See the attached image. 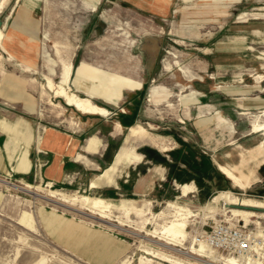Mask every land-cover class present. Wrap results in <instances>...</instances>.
Segmentation results:
<instances>
[{
    "label": "rangeland",
    "instance_id": "obj_1",
    "mask_svg": "<svg viewBox=\"0 0 264 264\" xmlns=\"http://www.w3.org/2000/svg\"><path fill=\"white\" fill-rule=\"evenodd\" d=\"M83 1H6L0 20L10 34L6 38L10 42L8 50L26 54L27 50L21 47L33 44L34 48H30L36 52L32 57L37 62V73L24 71L17 59L10 58L0 47V116L9 120L24 117L30 121L35 135L48 126L78 129L81 119H91L66 105L46 86L44 75H50L54 68L52 76L59 82L67 62L73 61L74 74L86 59L141 78L145 96L141 99L138 121L120 135L124 142L129 131L127 143L141 158L139 163L127 167L119 179L135 185L137 193L129 186V191L119 195H101L86 184L75 186L69 182L71 178L64 185L46 184L38 167L27 177L12 170L0 172V178L6 181L0 182V264H214L211 258L189 252L193 237L201 238L214 222L232 220L253 232L264 233V209L258 210L259 215L246 224L220 203L215 212L206 208L221 190L264 202V152L256 150L264 135L252 132L250 125L252 114L264 108V81L257 77L264 75V0H242L227 8L214 0H171L162 10L154 0H101L96 10ZM19 41H24V45ZM47 52L56 60L55 65L47 60ZM184 66L203 79L188 80L182 74ZM9 79L20 87L10 85ZM259 79L261 82L256 81ZM154 83L173 92L170 101L157 106L149 103L148 90ZM177 83L190 86L181 90ZM41 84L45 86L42 88ZM192 88L199 91L197 100L186 104L180 96L190 93ZM124 99L132 102L127 95ZM92 100L106 108L107 103H119L110 90ZM216 109L228 123L214 118L199 121L201 116L211 117ZM261 113L258 115L263 116ZM93 116L92 121L102 118L107 129L117 119L112 113ZM103 133L99 135L102 137ZM0 138L4 143L5 134H0ZM35 143L33 139L31 145ZM175 151L177 157L172 154ZM242 152L248 160L243 170L254 171L258 176L244 189L233 186L216 163L238 165ZM126 153L123 150L118 154L112 170L123 162ZM184 159L194 167L197 162L206 161L199 168L202 173L191 169ZM181 170L188 173L178 180L175 176ZM105 176L111 180L108 172ZM21 181L32 183L31 191L37 189L42 195L53 189L68 195L89 194L108 199L115 203L111 219L91 214L78 203L71 205L57 198L35 196L12 186L27 187ZM182 183L194 186L187 196L179 188ZM125 198L134 199L141 212L133 210L127 214L118 208L116 205ZM170 202L185 205L195 213L189 218L187 240L177 245L148 234L174 218L175 207ZM24 210L30 211L31 217L21 221L19 216ZM55 214L60 218L56 219ZM118 219L125 224L120 226ZM208 253L229 256L211 247ZM241 260L243 263L244 259Z\"/></svg>",
    "mask_w": 264,
    "mask_h": 264
},
{
    "label": "crops",
    "instance_id": "obj_2",
    "mask_svg": "<svg viewBox=\"0 0 264 264\" xmlns=\"http://www.w3.org/2000/svg\"><path fill=\"white\" fill-rule=\"evenodd\" d=\"M136 1L142 3L148 2L149 0ZM154 1L156 7L159 10H162L163 7L165 8V4H168L171 0ZM214 1L222 4V7L227 8L232 3L240 2L242 0ZM100 2L101 0H99L98 6ZM246 21L247 19L242 20V22ZM255 32H259V30H255ZM18 43L24 45V41H19ZM21 48L27 50L28 53L15 52L17 59V62H15L22 67L24 71L37 73V62H35L32 57V53L36 52L31 51L30 46H26V44ZM28 49H30V51ZM70 57L72 58V55H70ZM73 64L72 61V65ZM184 70L186 72H183L182 74L188 80L203 79L202 76H196L185 66ZM50 75L54 74L51 72ZM256 81L261 82L264 80ZM8 83L15 88L20 87L19 83L14 80L9 79ZM71 83L76 88L75 91L77 93L82 92L85 96H90L93 99L103 96L108 90L113 91V94L117 97V102L119 103L112 104L106 102L107 108L111 111L110 113L115 114L117 118L116 121H114L113 126L107 129V126L103 124L104 121L102 118L93 121L91 120L93 115H98L99 117L101 116L100 114H84L91 116V119L89 117L83 120L81 119L78 129L48 126L44 127L43 131L35 135L30 121L24 117L20 116L16 120H9L4 117L7 120V124L6 126H0V134H5L6 139L4 143H2L3 141L1 142L0 138V172L10 173L12 170L15 174L27 177L32 174L34 170L37 172L36 163L41 162V167H38L41 177L45 181H49L48 184L50 185V182L64 185L66 184L67 179L71 178L72 180L69 182L73 183L75 186L86 184L88 189H95L101 195H119L121 192L129 191L131 188L129 190L128 188L131 185H128L126 182H122L119 179L127 167L131 166L133 163H139L141 161V158H139L140 155L135 153L137 155L135 158L126 153V158L123 159V162L118 163L113 170L112 167L121 151L126 150L133 153L132 149H130L131 147H129L127 143V139H129V131L124 142L120 135L123 134L125 129L138 121L141 99L145 96L143 90L144 81L131 74L122 73L118 69H107L101 65L83 59L81 67L77 73L74 74L72 68L70 84ZM177 84L181 86V90L190 86L189 84ZM15 85L18 86L16 87ZM110 87H113L112 90ZM124 91L131 92H127L126 94ZM148 91L150 94L149 103L155 106L170 101V98L173 96V92L169 88L159 83L152 84ZM193 92L194 94L187 98L186 104L192 100H197L196 94H198L199 91L192 88L190 93ZM126 95L128 98H131L133 103L127 102L124 99ZM50 102L54 104L52 100H50ZM58 106L63 108L61 103H59ZM29 110L34 111V108L29 106ZM262 110H264V108L260 111ZM243 113H248V111H244ZM258 113L252 114L250 123L252 132H255L253 129V122L256 119L262 120L263 117L258 115ZM93 117V119H97V117ZM213 118L219 123H228V119L218 109L214 111V114L211 117L202 118L201 116L199 121L206 122ZM116 130L117 133L115 134ZM258 132H262L264 135V130ZM100 133H103L102 137L100 136ZM94 138H96L97 141L94 145L90 146V141ZM33 139L36 142L34 146L31 145ZM256 150L260 153L264 152V138L260 141ZM240 156L241 160L238 165H224L230 167L236 174L249 180L248 187L258 179V176L254 171L245 172L243 170V167L247 164L248 160L245 157V153H240ZM216 163L218 167L219 164H222L220 162ZM261 163H264V158ZM97 170L101 171L96 173L95 171ZM106 172L111 175V180L109 181L105 176ZM127 175L128 172L126 173V176ZM251 176L254 179L251 180ZM96 181L98 184H96ZM21 182L26 185H32L30 182ZM92 182H94L95 187H91ZM233 186H236L234 182ZM131 187H133L134 193H137L135 185H132Z\"/></svg>",
    "mask_w": 264,
    "mask_h": 264
},
{
    "label": "bare ground",
    "instance_id": "obj_3",
    "mask_svg": "<svg viewBox=\"0 0 264 264\" xmlns=\"http://www.w3.org/2000/svg\"><path fill=\"white\" fill-rule=\"evenodd\" d=\"M6 1L8 0H0V13L2 12V9ZM98 2L99 0H94L92 3H87V2L85 3L88 4L90 7H92V9L96 10L98 6ZM9 35H10L9 32L6 31V24L4 25L2 24L0 26V47L6 50V54H8L10 58L16 59L15 52H11L10 50H8V45L10 44V42L6 41V38H8ZM30 46L34 48L33 44H30ZM45 56L52 65L56 64V60L53 57H51V54L49 52H47ZM177 66L180 69L179 67L180 65L177 64ZM72 68H73V65L71 62H67L64 64V69L62 71V76L59 82H55L52 75L45 74L44 77L47 80L46 86L50 90H53L57 97L62 98L64 102L66 103V105L73 106L77 111L83 114H100L103 116L109 115L110 114L109 109L94 102L90 96H81L75 90L72 89V86L70 85V77L72 73ZM52 72L54 73V68H52ZM183 72H186V71L183 69ZM257 77L262 78L264 80V75L259 74L257 75ZM44 86L45 85L41 84L42 88ZM192 94H194V92L188 93V94H181L180 99L184 101V103H186L187 98H189V96ZM147 99L150 100L149 93H148ZM261 112H262L261 114L264 116V110ZM6 124H7V120L4 117L0 116V126H6ZM139 127L142 128L143 126L140 125ZM253 129L255 132L264 130V121L260 119H256L253 122ZM131 130H134V128L132 127ZM96 141H97L96 138L92 139L90 141V146L94 145ZM127 153L135 158L137 157L135 153H132L130 151H127ZM219 169L225 175L231 178L236 186H239L242 189L246 188L248 183L250 182L249 180L243 178V176L236 174L230 167L224 164H219ZM3 181L4 180L0 178V182H3ZM12 186L16 188H20V189H25L27 191H31V188H33V185H30V184H27L26 185L27 187L17 186V184L16 185L12 184ZM91 187H95L94 182L91 183ZM179 188L182 191V195L187 196L190 192L193 191L192 189L194 188V186L190 183H182V184H179ZM31 192L36 194L35 196L41 195L42 197H46L50 199L57 198L60 201L70 203L71 205L78 203L82 207H84L86 210H88L89 213L96 214L98 217L105 219V220L111 219V215H112L111 209L115 204L103 197L95 196V195L92 196L89 194H76L75 193L72 195H68L64 192H58L57 190H53V189H50L48 191V195H42L39 191H37V189L34 191L32 190ZM134 203H135L134 199L125 198L119 205H116V206L120 209H124L127 214H130L131 211L133 210L140 213L141 212L140 209H138ZM219 203L222 204V208L224 210H226L227 212H231L233 216L241 217V219L244 220L246 224H248V222L251 220V217L259 215V211L253 208H259L260 210L264 209V202L260 201V199L255 200L253 198H239L231 190H221L218 193H216L212 197V200L206 206V208H208L210 211L215 212L220 206ZM169 204L175 207L174 218L170 219L168 222L163 224L160 230L156 229L153 232H149L148 234H150L153 237H158L160 240H165L167 243L177 245L187 240L190 234L188 230V225L190 221L189 218L195 215V213L189 207H184L185 205L182 206L174 202H170ZM211 204H214V205H211ZM261 213L264 214V212H261ZM30 217H31L30 211L24 210L20 214L19 220L26 221V220H29ZM55 217L56 219H58L60 218V215L55 214ZM226 221L231 222L232 220H226ZM68 222H72V220L69 219ZM117 222L118 224H120V226L125 224V222L121 219H118ZM255 237L260 239V241H258L257 243L258 246L255 247V250H253L252 253H250L247 257H244V258L233 256L231 254H228L229 255L228 257H224V256H218L212 253H208V249L211 246H209L203 239L201 238L197 239V237L196 238L193 237L192 245L190 246L189 252L193 254H198L199 256H202V257L211 258V263H214V264H219V262L221 264H264V233H258L255 231ZM241 259H244L243 263ZM215 262H218V263H215Z\"/></svg>",
    "mask_w": 264,
    "mask_h": 264
},
{
    "label": "built area",
    "instance_id": "obj_4",
    "mask_svg": "<svg viewBox=\"0 0 264 264\" xmlns=\"http://www.w3.org/2000/svg\"><path fill=\"white\" fill-rule=\"evenodd\" d=\"M41 165V162L36 163L39 168ZM48 182L46 181V184ZM50 183L51 185L54 184L53 182ZM201 239L217 251L241 258L252 253L260 241L255 237V232L249 230L246 225L223 220L215 222L209 229L205 230L201 234Z\"/></svg>",
    "mask_w": 264,
    "mask_h": 264
},
{
    "label": "trees",
    "instance_id": "obj_5",
    "mask_svg": "<svg viewBox=\"0 0 264 264\" xmlns=\"http://www.w3.org/2000/svg\"><path fill=\"white\" fill-rule=\"evenodd\" d=\"M182 142V141H181ZM184 145H186L184 142H182ZM180 153H181V151L179 152V155H180ZM172 154H173V156H175V157H177V154H178V152L177 151H175V152H172ZM188 154H190L189 152L188 153H186V157L188 158L189 156H188ZM184 161L185 162H187V164H189L191 167V169H194V170H196V171H198V172H201L202 173V171L199 169L202 165H205L206 164V161L205 162H203V161H200V162H197L196 163V166L194 167V166H192L191 164H190V162H188L189 160L188 159H184ZM175 165V164H174ZM186 173H188L187 172V170L185 171V170H181V172L180 173H178L176 176H175V178H177L178 180H181V179H183V177L185 176V174ZM195 178H196V180H199V176H195Z\"/></svg>",
    "mask_w": 264,
    "mask_h": 264
},
{
    "label": "water",
    "instance_id": "obj_6",
    "mask_svg": "<svg viewBox=\"0 0 264 264\" xmlns=\"http://www.w3.org/2000/svg\"><path fill=\"white\" fill-rule=\"evenodd\" d=\"M3 24V21L0 20V26ZM255 210H260L259 208H253Z\"/></svg>",
    "mask_w": 264,
    "mask_h": 264
}]
</instances>
